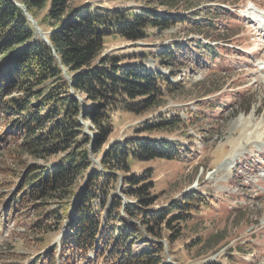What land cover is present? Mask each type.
Segmentation results:
<instances>
[{
    "label": "trees",
    "instance_id": "trees-1",
    "mask_svg": "<svg viewBox=\"0 0 264 264\" xmlns=\"http://www.w3.org/2000/svg\"><path fill=\"white\" fill-rule=\"evenodd\" d=\"M77 1L0 0V142L23 165L12 174L17 182L5 197L8 208L32 209L39 217L36 228L59 235V242L32 264H167L162 241L176 240L180 230L173 225L190 219L204 199L188 192L157 212L151 208L155 200L149 176L123 173L130 161H174L179 149L147 138L103 147L112 129L109 112L139 115L158 108L164 94L174 90L169 80L174 65L189 59V53L175 46L151 55L169 70L164 74L142 63L121 64L101 52L104 39L112 35L136 43L147 38L146 29L167 30L177 23L194 30L210 26L194 24L193 12L171 14L182 0H135L142 3L138 13L103 11ZM15 3L45 32L46 42ZM184 8L190 10L188 4ZM192 46L213 55L204 46ZM179 122L170 118L140 131ZM4 171L6 165L0 167V174ZM118 176L121 194L134 199L133 204H123L115 193ZM13 212L5 210L0 219Z\"/></svg>",
    "mask_w": 264,
    "mask_h": 264
},
{
    "label": "rangeland",
    "instance_id": "rangeland-1",
    "mask_svg": "<svg viewBox=\"0 0 264 264\" xmlns=\"http://www.w3.org/2000/svg\"><path fill=\"white\" fill-rule=\"evenodd\" d=\"M77 3L109 12L138 13L142 7L135 0ZM180 3L171 8V14L193 12L194 24L210 27L194 30L192 25L177 23L167 30L146 29L147 38L136 43L113 35L104 39L101 57H115L121 64L142 63L168 74L151 55L163 47L174 51L175 46L189 53V59L174 65L175 76L169 79L174 90L164 94L158 108L139 115L122 109L109 112L112 129L103 150L136 138L171 142L179 149L174 161H130L129 170L123 173L149 176L153 186L149 194L155 200L151 208L157 212L188 192H199L204 199L190 219L179 227L173 225L180 230L178 238L171 243L162 241L167 264H264V0ZM192 45L213 50V55L200 53ZM170 118L180 122L140 131L145 124ZM9 151L0 142V167L7 166L0 174V215L14 211L5 197L14 191L15 175L23 166L16 152ZM21 160L30 162L25 157ZM98 160H94L96 165ZM118 178L115 193L123 204H133L134 199L121 194L123 180ZM21 212L17 209L0 219V264H32L59 242L58 234H45L35 227L39 217L32 209ZM96 264L105 263L99 260Z\"/></svg>",
    "mask_w": 264,
    "mask_h": 264
},
{
    "label": "water",
    "instance_id": "water-1",
    "mask_svg": "<svg viewBox=\"0 0 264 264\" xmlns=\"http://www.w3.org/2000/svg\"><path fill=\"white\" fill-rule=\"evenodd\" d=\"M16 6H18L24 13L25 17L31 22V24L33 25L36 34L41 38L42 41L46 42V38L43 34H41L39 28L36 26L35 21L33 20V18L26 12L25 8L22 5L16 4Z\"/></svg>",
    "mask_w": 264,
    "mask_h": 264
}]
</instances>
